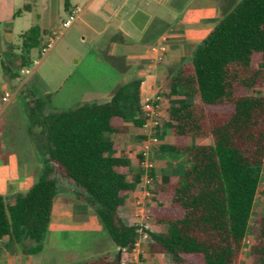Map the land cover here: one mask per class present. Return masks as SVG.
<instances>
[{
    "label": "trees",
    "instance_id": "16d2710c",
    "mask_svg": "<svg viewBox=\"0 0 264 264\" xmlns=\"http://www.w3.org/2000/svg\"><path fill=\"white\" fill-rule=\"evenodd\" d=\"M221 15L164 82V94L186 99L166 108L172 142L159 143L154 154L184 156L188 165L175 169L176 180L156 184L159 204L147 212L162 229L145 231V251L166 255L170 264H236L249 231L255 236L250 264H264V213L249 227L264 157V94L257 92L264 86V0H240ZM42 34L33 24L19 35L17 69L29 65ZM2 69L18 77L7 65ZM140 86V79H131L106 101L65 110L48 109L50 94L23 91L31 128L43 138L42 167L25 193L0 196V253L27 240L32 244L24 253L41 250L58 184L66 180L75 187V199L93 207L117 248L112 257L71 264H123V251L135 247L143 230L128 223L123 211L139 174L127 157L115 154L120 144L111 135L126 134L125 122L142 127ZM192 138L210 141L194 144Z\"/></svg>",
    "mask_w": 264,
    "mask_h": 264
},
{
    "label": "crops",
    "instance_id": "0c3cea01",
    "mask_svg": "<svg viewBox=\"0 0 264 264\" xmlns=\"http://www.w3.org/2000/svg\"><path fill=\"white\" fill-rule=\"evenodd\" d=\"M18 1L22 5V11H20V7H13L14 0H0L1 68L4 64V56L11 55L15 59L19 55L14 54L15 50L10 42L15 25L19 24L23 27L22 32L17 34L19 37L21 33L33 25V19H37L38 26L44 34L45 31L53 28L58 21L62 22L64 16L73 7H82V13L88 12V15L90 14L93 17L100 15L102 26L100 30L96 31L97 34L102 35L106 31L111 32L106 43H98L97 51L108 62L112 78L117 80L107 87V90L97 95L102 94L106 98L103 101H106L117 86L131 79H140L142 103L153 94H157L156 103L160 127L157 129L156 135L159 143H170L172 142L171 135L167 134L166 128H161L162 125L169 122L167 119L162 122V111H165L169 105L184 101L186 98L164 94L162 87L160 88L157 83H164L169 72L182 59L191 55L194 48L221 19L222 12L229 10L240 0H102L99 3L97 0H76L82 2V6L77 4L78 2L72 5L69 0H62L64 13L62 16L61 12H53L47 8L48 0H40L42 6L39 12H33L32 7L29 6L28 1L32 0ZM25 5L26 7H24ZM80 15L81 13L76 20L83 21ZM46 43L47 41L43 40L41 47ZM103 57L100 59H103ZM35 61L34 63L37 62ZM37 65L26 75L34 74L38 69ZM3 79H10L4 70L3 75L0 77L1 87L4 85L2 84ZM17 79H20V77L18 76ZM26 81L27 79H20L19 84H12V91L0 90V196L5 199L17 193H25L32 186L39 173H37L38 160L42 157V152L38 146L37 129L31 128L27 111L25 112L27 121L24 122L21 116L17 117L19 115L18 111H12L8 108V104L13 101L15 96L22 95L24 91L22 85ZM8 82L11 84V81ZM32 91L36 95L38 94L36 90ZM5 93H8V96L6 100H2ZM43 93L50 94L48 90ZM23 106H26L24 99ZM125 123L128 132L117 137L111 135V138L120 144L115 154L127 157L132 170L136 172V159L140 156L139 149L142 139L145 137L144 129L136 127L130 122ZM157 148L155 147L153 151ZM159 159L164 160L163 158ZM167 161L168 164H172L174 167L170 177L173 175L176 166L188 165L184 156ZM41 165L39 167H42ZM158 166H156V172L159 175L166 172L165 169H168L167 165L164 168ZM160 180L162 183L170 182L163 175L160 176ZM141 191L142 185L138 183L135 189L129 192L125 198L123 211L126 214L128 223H137L135 219L137 205L134 198H140ZM54 200L50 222L42 240L41 250L35 254H27L23 252V248L27 247L26 243L7 245L0 253V264H60V253L57 250L61 249L57 246L47 245L48 239H46V236L49 230H52V234H62L64 229L67 228L63 221L86 222V217L82 215L84 213L83 208H72L74 205L68 203L64 198L61 199L59 205H56ZM100 243V241L95 243L96 248L101 245ZM137 244L138 242L135 245L137 246ZM137 250L136 247L133 248L134 252H139ZM106 251L104 254L95 257L89 256L88 259L70 261L67 264L86 261L102 255L112 257L108 249ZM134 252L131 253L133 256L136 254ZM147 254L154 257L160 255ZM134 258L135 256L133 260Z\"/></svg>",
    "mask_w": 264,
    "mask_h": 264
},
{
    "label": "rangeland",
    "instance_id": "374dc122",
    "mask_svg": "<svg viewBox=\"0 0 264 264\" xmlns=\"http://www.w3.org/2000/svg\"><path fill=\"white\" fill-rule=\"evenodd\" d=\"M101 1L102 0H97L98 3ZM14 2L15 3L13 7H20V11H22V5H20L19 1L14 0ZM28 2L29 6L32 7L33 12H39L42 6L40 0H32ZM69 2L74 5L78 1L69 0ZM47 4V8H49L51 11H59L61 12V16L64 14L62 8V0H48ZM77 4H79L80 6L83 5L82 2H78ZM81 8L82 7H80V9ZM96 8L98 9L99 7ZM80 13L83 21L75 19L71 23V27L68 26L70 28H63L62 22L58 21L53 28L45 31V33L42 34L41 41L52 40L51 46L47 50H45V52H42L40 47L32 50L30 54L31 62L29 63V65L22 68V70L28 69V71H32L38 63V69L34 74L26 75L21 72L20 69H17L15 66V61L11 55H6L3 57L4 64L9 66L11 70L17 71L18 76L21 80L27 79V81L22 85V90H36L38 93L37 95L40 97L45 94L43 93L45 90L49 91L50 101L47 107L50 110H65L69 108H75L84 102H89L92 100L101 102L106 98L102 94H97L107 90V87L111 86L113 82L117 80L115 78H112L109 72L108 62L103 57V55H101V53L97 51V48L99 47L98 43H106L111 32L106 31L102 35L97 34L96 31L100 30L102 26V20L99 18L100 15L93 17L90 14L88 15V12L82 13L81 11ZM64 17L66 18V15ZM33 24L39 25L38 20L33 19ZM22 28L23 27L17 24L15 25V29L13 30L14 34L11 37L10 42L13 45V49L15 50L14 54L21 53V39L17 34L22 32ZM101 57H103V59H100ZM34 60H36L37 62L34 63ZM1 75H3V70L0 67V77ZM20 79H17V77L10 78L8 80L3 79L2 84L4 85L3 87L0 86V90L12 91L13 87L11 85L19 84ZM8 81H11V84ZM157 85H159L160 88L162 87V89H164L163 82H158ZM248 92L254 93V91L252 90H249ZM257 92L264 94V86L258 89ZM8 108L12 111H18L19 115H17V117L21 116L23 121L25 122V118L27 117L25 113L26 106H23L22 95L20 96L18 94L17 96H15L13 101L8 104ZM161 115L163 119L162 122H165V111H162ZM169 123L170 122L161 126V128H166L167 134H170L172 128L171 123ZM35 129H37L38 146L40 151L42 152L41 145L43 138L39 133L38 128ZM189 141L195 144L201 142H209L210 140L192 138ZM154 153V151L151 153V159L154 162V167L151 171L153 181L150 185V195L148 197H142L141 194L140 198H134V202H136L137 205V210L135 213V219L137 220L136 224H138L139 226L143 225L140 226L143 230H141L140 232L139 238L137 240V246L135 245V247L138 249L137 251L139 252H134L133 249L130 252L123 251V264H170L169 259L166 255L160 254L159 256L154 257L152 255H148L145 251L146 245L149 240V237L145 231H158L162 229L158 226L153 225L151 216L147 212L148 208L159 204L155 193L156 184L162 183L160 180L161 175H163L165 179H169L170 181L176 180L178 177L177 173H173V175H171L170 177V173L174 168L172 164H168L167 160H169L170 158L167 156L164 158V160H160L158 157H155ZM41 158L37 163V173L41 170V167H39L41 165ZM262 162L263 167L261 178L249 219V227L254 226L256 224V219L264 213V157ZM166 165L168 167V169H165L166 172H163V174L160 175L157 174L158 172H156V166H158L159 168H164ZM178 167L179 166H176V168ZM139 168V160L137 158L136 172L141 174V170L143 169ZM129 178H132V176L130 175ZM60 181L61 182L58 184V193L54 200L56 205H59L61 199L64 198L68 203L74 205V207L72 208H83L84 213H82V215L86 217V222H70L68 220L63 221L65 227L67 228L64 229V233L62 234H52V230H49V236H46V239H48L47 245H52V247L57 246L59 249H61L57 250L60 253V264H67V262L75 260L88 259L90 258L89 256L95 257L99 254H104L105 252H107V249L109 254L113 256L116 253L117 248L109 239L107 232L104 229L101 221L97 217L93 207L89 206L83 201L75 199L73 195V189L75 187L73 184L66 180ZM138 201H140V203H138ZM161 204L168 205V200H166L164 203L162 202ZM140 207L142 208V212L139 211ZM99 241L101 242V245L96 248L95 243ZM254 241L255 236L253 232H247L236 264H250L251 256L249 253V247ZM25 243L28 246L32 244V241L27 240ZM133 252L136 253L134 254V260V256L133 254H131Z\"/></svg>",
    "mask_w": 264,
    "mask_h": 264
},
{
    "label": "built area",
    "instance_id": "2783aa9c",
    "mask_svg": "<svg viewBox=\"0 0 264 264\" xmlns=\"http://www.w3.org/2000/svg\"><path fill=\"white\" fill-rule=\"evenodd\" d=\"M81 12L80 7L72 8L67 14L66 18L62 21V27H68L71 23L77 19ZM52 40H47V43L41 47V51L45 52L51 46ZM36 62V61H35ZM24 74L29 73L28 69L21 70ZM8 93H5L2 97V100H6ZM157 94H153L150 98H147L142 103V113L144 116V122L142 128L144 129L145 137L142 139V144L139 149V169L141 174H139V181L142 185V197H148L150 195V185L153 181L151 171L154 167V162L151 159L152 150L159 145V139L156 135V131L160 126V118L158 114V108L156 103ZM140 203V201H138ZM139 211L142 212V208H139ZM138 215V213H137ZM142 216V215H141ZM144 218V217H142ZM143 226V225H140Z\"/></svg>",
    "mask_w": 264,
    "mask_h": 264
}]
</instances>
